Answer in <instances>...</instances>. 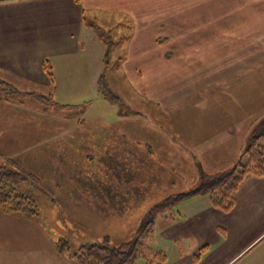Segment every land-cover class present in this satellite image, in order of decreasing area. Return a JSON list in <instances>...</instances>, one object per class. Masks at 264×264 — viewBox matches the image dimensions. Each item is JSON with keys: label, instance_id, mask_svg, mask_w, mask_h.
<instances>
[{"label": "crops", "instance_id": "crops-1", "mask_svg": "<svg viewBox=\"0 0 264 264\" xmlns=\"http://www.w3.org/2000/svg\"><path fill=\"white\" fill-rule=\"evenodd\" d=\"M89 19L100 20L107 27H128L127 34L117 39L121 42L117 50L121 58L115 67L130 75L134 87L141 90L142 86V95L151 108L152 100L155 102L150 118L158 123L130 110L127 136L122 134L128 141L120 146L121 133L113 124L106 133H88L80 129L85 120L76 119L68 111L65 120L75 124V130L72 124L63 131L47 130L48 144L21 145L23 139H17L24 137V130L20 135L14 133L21 129L15 117L23 119V108L42 116L49 113L38 108L32 93L53 99L52 92L58 88L85 89L86 75L100 73L98 68L105 64L101 60L110 55L105 48L99 53L88 51L84 43ZM45 61L51 66L52 79L44 69ZM91 84L97 88L96 82ZM263 117L264 0H0V151L22 155L20 161L15 160V168L27 170L35 180L32 185L24 184L27 194L37 203L42 201L38 205H45L51 212L59 207L58 202H76L81 207L89 198L80 191L81 185L93 182L81 178L87 177L81 169L86 156L82 158L81 154L92 155L101 167L105 153L127 154L134 161L147 155L149 160L144 159L143 165L149 163L148 170L159 174V184L164 182L163 188L174 185L181 192L185 191L183 186L195 183L200 172H221L246 161L245 149L252 143V133ZM57 136L66 144L57 145ZM94 136L108 141L103 145L92 140ZM87 139L91 141L87 143ZM260 143L264 146V135ZM43 152L46 159L41 162L37 159H42ZM27 153H34L36 157L32 158L45 168L34 170V165L23 157ZM147 179L154 182L152 177ZM40 182L49 183L51 193L39 189ZM35 186L38 197L31 190ZM72 186H79L76 193ZM59 187H64V195L57 194ZM122 195H129L126 200H131L135 194ZM112 196L115 198L111 200L119 199L117 192ZM103 200L102 193L91 197L92 202ZM67 205L64 207L71 210ZM83 208L88 213L83 217L89 218L92 211L87 206ZM175 210L176 219L168 223L162 217L158 223V232L167 245H153L166 253L164 264L171 259L175 260L170 264H202L211 254V245L226 241L227 254L217 264H238L251 244L261 236L264 240V177H246L228 211L213 207L207 194L188 197ZM194 218L205 232L201 231L197 238L184 232V224ZM178 220L182 229L172 231ZM36 225L40 233L44 225L39 221ZM244 225L254 233L248 244L228 245L231 232ZM206 234L214 238L206 241L202 236ZM184 236L188 239L184 240ZM54 246L51 245L53 251ZM201 246L204 249L196 261L194 256ZM65 255L69 264H75L70 252L62 254Z\"/></svg>", "mask_w": 264, "mask_h": 264}, {"label": "rangeland", "instance_id": "rangeland-1", "mask_svg": "<svg viewBox=\"0 0 264 264\" xmlns=\"http://www.w3.org/2000/svg\"><path fill=\"white\" fill-rule=\"evenodd\" d=\"M89 20L91 24L85 36L87 43H84L87 45L88 51L99 53L105 48V50H110V55L101 60L105 62V64L98 68L101 70L100 73L94 74L93 72L90 75H86V82L84 83L86 86L85 89H81L80 87L79 90L76 91L58 88L52 92L53 101L49 100L50 97H42L38 93H32V96H34L32 100L40 105L38 108L41 107L49 113H45L44 116H42L28 112L26 108H23V119L19 116L15 117L21 129H19L18 132L15 130L14 133L20 135L22 134L20 133L21 130H24V137L17 139L18 141L19 139H23L24 142L21 143V145L40 147L43 144L49 143L47 136L45 137L47 130L51 132L53 130H56V132L63 131L65 126L69 129L70 127L68 126H70L72 122L65 120L64 117L65 113L68 111H70L73 116L78 112L77 115L85 120V124H83L80 129H86L88 133H106L111 129V125L113 124V128L121 133L120 146L126 145L128 141V138L124 139V136H127L126 123L128 122V116H130V110L139 112L142 117L151 123L153 121L158 123L155 118H150L151 109L153 111L156 109L154 108L155 102L152 100L151 108V104L146 102L145 97L142 95V86L141 90H139V87H134L133 84L135 83H132L130 80V75L118 72V69L115 67V64L119 63L121 58L117 55V50L121 44L117 39L127 34L128 27H118L113 26V24L107 27L101 25L100 20ZM104 24L107 25L106 22H104ZM82 37L84 38V36ZM99 59L100 58H96V61H99ZM91 81L92 83L96 82V89H93ZM35 97H37L41 103L36 101ZM75 129V124H72V130ZM260 131L261 126H258L256 128V133ZM56 134L58 135L59 133ZM122 134L124 136H122ZM92 135L93 134H90L91 137ZM8 139L12 140L10 136H8ZM88 139L87 143L91 141ZM91 139L103 142V145L108 141L105 137L100 136H94ZM77 140L73 142L77 144ZM110 140H112V138ZM56 141L57 145L66 144L65 139L59 138L58 136ZM43 153L42 159L40 160L38 158L37 160L41 162L45 161L46 153ZM61 156L64 157V155ZM80 156L82 158L86 156L85 159L83 158L85 164H83L84 166L81 165V169L83 168V173L87 175L86 178L85 176L81 178L93 181L81 185V193L88 194L89 197L85 198L86 200L82 202L81 207L76 206V202L67 201V203H59L57 201L58 204H60L59 207H56L55 212H51L45 205H38V203L43 204L42 201L38 203L36 201L40 216L39 218H32L31 216L28 217L21 212L11 209L3 211L0 206V264H69V261L66 259L68 258L67 255L62 256L61 253H57L55 246V251L51 249V245H54L59 239L66 241L69 246L68 252L71 253V257L72 254L77 252L79 248L77 246L79 245L101 243L103 241H106L108 245H118L123 241L129 240L133 236L138 226L144 220L145 213L151 206L169 194L180 192L176 190L174 185L171 186L168 184L163 188L164 182H162L161 185L159 184V174L156 175V171L148 170L150 167L148 165L149 163L143 165L144 159L145 161L149 160L147 155H144L146 158H144L143 155H137V158L143 157L144 159L134 161L131 158H127L129 156L127 154H119L118 156L117 154L105 153L103 155L104 167H101V165L96 162V158H93L90 154H81ZM23 157L27 159L26 163L34 165V170L37 169L36 171H41L43 165L42 163L35 162V158H32L36 157L34 153L23 154ZM19 158H22V155L11 154L6 149L0 151V165H4L5 167H17L15 160L20 161ZM133 163H136V165H133ZM61 167L63 166L61 165ZM19 168L21 172L29 176V181L27 180L25 184L35 182L33 174L28 173L27 170L24 171L21 167ZM43 172H45V170ZM62 174L64 175V172ZM145 174L152 177L153 179L151 180H154V182L149 183L147 179L148 176H145L146 178L143 176ZM154 174L155 176H151ZM170 181L172 180L168 179V182ZM39 184H41L39 189L45 190V193L52 189L49 187V183L42 184V182H40ZM194 185L195 184L187 185L182 188L185 187V191H188ZM35 187V190L32 187L31 190L32 192L34 191L38 197L39 189L37 186ZM78 187L79 186H72V192L76 193ZM63 189L64 187H59L57 194L63 193ZM18 191L20 194L34 198L30 193L27 194L26 185H21ZM116 192L119 194V199L117 201L111 200V198H115V196L112 195H116ZM101 193L104 197L103 201H91V197L94 198L96 194L100 196ZM126 193L135 195L130 197L131 200H126L129 195H122ZM62 195H64V193ZM10 204H12V206L15 205V201L11 200ZM67 204L71 206V210H67L64 207V205ZM84 206H87V208L89 207L88 209L92 211V215H89V218L83 217L84 213H87L83 210ZM57 208L61 210H57ZM176 212L178 211L175 210L174 214ZM162 217L163 215H158L154 220L152 240H144V242L149 243L151 247H153V245H167L165 244L164 237L160 236L158 232V223L163 219ZM174 219H176V215ZM38 221L44 225V227L39 229V231L41 230V234L36 228V222ZM197 222L198 220L196 218L188 220L184 224V232L191 233L195 238L199 237L204 226L200 225L203 227L199 229ZM76 224H82V227L75 226ZM181 225L183 224L178 220L176 225L172 228V231H177V229L181 230ZM243 228H240L239 231H236L235 228L231 232L232 234L230 235H232V237L229 239L228 245L248 244L254 233L246 230L248 228L246 225H244ZM197 230H200V232L197 233ZM233 232L235 233L234 235ZM203 233L205 232L203 231ZM202 236L206 238V241H210L214 238L211 234ZM182 237L183 236L178 237L181 242L183 239ZM185 237L187 236H184V240L188 239ZM262 237L263 236L251 244L252 248L250 247V251L238 262V264H264V240H261ZM226 240L227 239H224V241ZM259 240L261 242H258ZM47 245L50 246V249H48ZM179 245H181V243ZM202 247L203 246L199 249ZM181 248L184 247L181 246ZM183 250H185V248ZM68 252L66 251L63 254H67ZM164 254L166 253L164 252ZM226 254L227 241L224 242L223 245H211V254L202 264H217ZM170 256H172V253ZM71 259L73 260V258ZM174 260L175 259H171L168 264L173 263ZM210 261H212V263ZM73 262L77 264L74 260ZM135 264H145V260L143 258H138ZM179 264H182V262Z\"/></svg>", "mask_w": 264, "mask_h": 264}, {"label": "trees", "instance_id": "trees-1", "mask_svg": "<svg viewBox=\"0 0 264 264\" xmlns=\"http://www.w3.org/2000/svg\"><path fill=\"white\" fill-rule=\"evenodd\" d=\"M44 69L52 79L51 66L48 61L44 62ZM77 114L75 117L80 118ZM259 126H261V131L256 133V128L254 129L252 143L245 149L246 161L238 162L233 168L217 173L200 172L191 189L169 194L151 206L129 240L113 246L108 245L106 241L82 245L76 253L72 254L73 260L77 264H135L138 258H143L146 264H164L163 251L144 242L145 239L152 240L154 220L158 215H163L166 222L173 221L175 218L173 211L180 202L188 197L201 194H207L211 205L216 209L230 210L234 205V194L246 177H264V146L260 143V138L264 135V117ZM27 180L29 181V176L15 167L8 168L0 165V206L3 211L11 209L28 217L39 216L35 199L20 194L18 191ZM11 200L15 201V205L10 204ZM54 245L57 253L63 254L69 250L68 244L63 239L57 240ZM203 249L204 247L195 254V260H199Z\"/></svg>", "mask_w": 264, "mask_h": 264}]
</instances>
